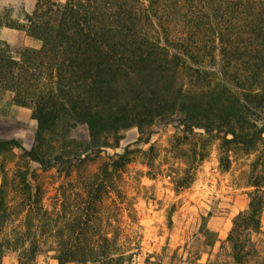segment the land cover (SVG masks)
I'll return each mask as SVG.
<instances>
[{"label": "rangeland", "instance_id": "rangeland-1", "mask_svg": "<svg viewBox=\"0 0 264 264\" xmlns=\"http://www.w3.org/2000/svg\"><path fill=\"white\" fill-rule=\"evenodd\" d=\"M65 4L66 0H0V49L19 61L24 48H40L41 40L28 30L27 16L44 15ZM144 4L146 8L148 1ZM157 5L166 9L169 35L184 32L186 26L173 7ZM261 6L262 2L245 7L238 20L264 26ZM154 26L158 29L157 22ZM222 36L224 44L215 38L214 59L208 64L214 70L220 69V48L233 40V33ZM259 39L253 40L255 59L250 57L260 63L258 67L246 71L244 53L230 65L239 79H245L241 80L245 91L259 94L261 100L262 107L247 117L255 126L251 144L225 141L217 131L197 127L181 131L173 116L156 122L148 141L145 136L138 140L136 127L123 130L95 161L68 177L21 160L19 149L0 157V199L5 209L0 218V264H58L56 235H69L76 217L82 221L75 227L77 237L63 244L87 254L90 248L117 258L122 255L118 259L122 264H236V253L240 264H264V34ZM44 72L49 73L46 68ZM214 72L213 77L227 78ZM35 129L30 105L14 103L10 90L0 91V139L17 138L29 148ZM69 134L88 139L85 125ZM125 148L127 162L112 172L109 186L97 190L96 181L88 183L102 162H111ZM257 192L263 199L258 225L239 227L238 246L228 238L233 220L249 209Z\"/></svg>", "mask_w": 264, "mask_h": 264}, {"label": "trees", "instance_id": "trees-1", "mask_svg": "<svg viewBox=\"0 0 264 264\" xmlns=\"http://www.w3.org/2000/svg\"><path fill=\"white\" fill-rule=\"evenodd\" d=\"M159 2L173 7L186 26L184 32L169 35L166 9H160ZM261 2L260 14L264 0H66L61 9L27 16L28 30L41 46L24 48L19 61L0 49V91L10 90L14 103L30 105L36 121L34 140L26 148L20 139H0V157L19 149L21 160L68 177L95 161L123 130L136 127L138 140L145 136L148 141L152 126L173 116L181 131L197 127L217 131L225 141L251 144L255 126L247 117L262 107L261 100L259 94L245 91V79L230 65L241 53L248 57L246 71L260 64L251 59L257 50L253 40L263 37L264 26L238 18L245 7ZM228 33L233 40L220 48V69L209 68L215 38L224 44L222 35ZM214 71L227 78L213 77ZM77 125L86 126L87 140L70 136ZM127 152L125 148L111 162H102L88 183L96 181L97 190L109 186L112 172L127 162ZM262 203L255 193L249 209L233 220L229 240L238 243L240 226L258 225ZM4 214L0 199V218ZM81 222L73 219L67 236L57 233L58 264H122V255L90 248L87 254L63 244L76 239L75 227ZM234 259L240 264L238 253Z\"/></svg>", "mask_w": 264, "mask_h": 264}]
</instances>
